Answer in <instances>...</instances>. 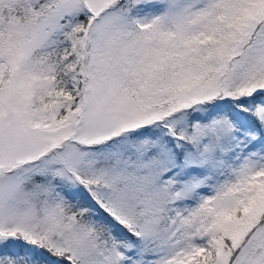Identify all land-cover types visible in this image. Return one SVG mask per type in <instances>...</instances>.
Here are the masks:
<instances>
[{"label": "snow or ice", "instance_id": "1", "mask_svg": "<svg viewBox=\"0 0 264 264\" xmlns=\"http://www.w3.org/2000/svg\"><path fill=\"white\" fill-rule=\"evenodd\" d=\"M0 264H264V0H0Z\"/></svg>", "mask_w": 264, "mask_h": 264}]
</instances>
